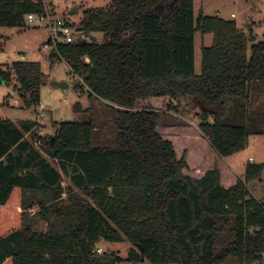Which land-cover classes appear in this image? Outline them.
I'll list each match as a JSON object with an SVG mask.
<instances>
[{
    "label": "trees",
    "instance_id": "1",
    "mask_svg": "<svg viewBox=\"0 0 264 264\" xmlns=\"http://www.w3.org/2000/svg\"><path fill=\"white\" fill-rule=\"evenodd\" d=\"M194 2L113 0L105 8H87L82 31L104 32L105 41L60 43L51 52L52 60L69 63L90 97L113 109L115 146L93 144L91 120L61 121L57 134L42 138L33 132L35 120L0 118V264L263 260L264 202L248 183L261 177L264 163L249 162L245 179L226 187L218 166L200 178L185 174V158L158 132L162 114L179 112L184 101L220 157L245 149L251 135L264 134V113L251 108L252 90L264 82V38L255 42L236 20L220 15L196 18ZM45 10L43 0H0V27H24L27 14ZM197 31L214 36L202 50L200 74ZM13 77L25 105L39 104L40 63L0 67V83ZM36 140L42 141L39 147ZM64 190L68 202L61 199ZM36 218L49 228L35 230ZM226 230L234 241L217 252ZM124 238L134 246L127 259L98 253L100 240Z\"/></svg>",
    "mask_w": 264,
    "mask_h": 264
},
{
    "label": "rangeland",
    "instance_id": "2",
    "mask_svg": "<svg viewBox=\"0 0 264 264\" xmlns=\"http://www.w3.org/2000/svg\"><path fill=\"white\" fill-rule=\"evenodd\" d=\"M47 7L55 14L66 18L75 29L80 27L84 10L87 8H102L111 5L113 0H43ZM203 6V11H202ZM77 10V12H76ZM195 17L201 13L208 16L219 14L228 20H236L250 37H255V42L264 38V0H195ZM233 13L236 17H232ZM246 19L243 23L241 20ZM77 39L97 42L105 41V33L100 31L91 34L79 31L75 33ZM0 67L8 69L14 62L27 61L38 62L41 65L44 83L40 90V102L36 106L27 107L24 99L20 96L17 81L13 77L9 84L0 83V118L14 119L15 116L35 120L38 113H44L40 120L43 129L42 138L57 134L61 121L91 120L96 129L93 144L96 146H115L117 144L118 129L115 122L113 109L105 101L92 98L82 87L79 86L80 79L71 73V67L65 60H52L50 58L52 47L45 46L49 39V32L41 26L27 24L24 27H0ZM212 33L197 31L195 35V70L201 73L202 50L213 43ZM254 41H250L249 50ZM55 82L68 83V88L55 86ZM85 88V87H84ZM79 89H81L79 95ZM252 110L264 113V82H259L251 93ZM79 104L82 111L76 110ZM178 111L166 110L161 116L158 132L173 143L179 159L185 158L187 166L183 169L185 174L200 178L207 169L218 166L221 176L225 175L224 186H231L238 179H245V165L249 163L248 158L253 156L255 163H264V134L251 135L247 146L240 152L221 161L210 159L218 153L212 147L210 141L201 133L198 120L187 112V106L181 101ZM169 112H173L169 114ZM207 157L204 159L201 156ZM216 156V157H217ZM219 157V156H218ZM219 159V158H218ZM57 163V161H56ZM55 163V164H56ZM226 168H225V167ZM230 171L229 173L222 170ZM229 174V175H228ZM230 177V179H229ZM69 179L63 174V187H67ZM248 187L252 194L264 202V171L260 178L249 181ZM62 200L68 202V192L64 190ZM38 207L31 208L32 217H36ZM32 222V221H31ZM34 229L45 231L49 228L47 221L38 218L32 222ZM235 234L230 231H222L216 244L217 252L227 247L234 241ZM133 244L126 238L120 242L100 240L96 248L99 254L113 253L123 259H127ZM138 253L141 251L136 249ZM118 264H132L124 260ZM137 264H151L143 260ZM177 264V263H172ZM224 264H264V258L257 262H242L236 257H229Z\"/></svg>",
    "mask_w": 264,
    "mask_h": 264
},
{
    "label": "built area",
    "instance_id": "3",
    "mask_svg": "<svg viewBox=\"0 0 264 264\" xmlns=\"http://www.w3.org/2000/svg\"><path fill=\"white\" fill-rule=\"evenodd\" d=\"M26 24L33 25V26H41L45 28L49 32V39L46 42L45 46L47 48L52 47V49H55L58 44L64 43V44H71L78 42L81 38L79 37L77 39L76 32L79 33L78 29H75L73 25L64 17L55 14L52 10H50L47 7L46 4V10L42 13H29L25 17ZM78 28V27H77ZM1 39V35H0ZM86 62H90V59L88 57L85 58ZM82 81V79H81ZM86 89V87H85ZM81 89H79V95ZM44 113H38V116L36 118V124L33 127V132L36 134L41 135L42 129H41V122L40 120L43 118ZM30 137L29 134H26ZM41 140H36L35 144L40 145ZM254 159L250 158L249 162H253Z\"/></svg>",
    "mask_w": 264,
    "mask_h": 264
},
{
    "label": "crops",
    "instance_id": "4",
    "mask_svg": "<svg viewBox=\"0 0 264 264\" xmlns=\"http://www.w3.org/2000/svg\"><path fill=\"white\" fill-rule=\"evenodd\" d=\"M202 11H203V6H202ZM217 15H219V14H217ZM232 17H236V15L233 13V16H232ZM223 18H224V17H223ZM241 22L245 23V22H246V19L241 20ZM237 23H238V22H237ZM238 25H239L240 28H242V27L240 26L239 23H238ZM86 92H87V91H86ZM87 93H88V92H87ZM80 95H82V94H80ZM171 113H173V112H169V114H171ZM5 119H10V118H5ZM24 119H30V118H22V117H19V116H15V118H14L13 120H14V121H19V120H24ZM10 120H12V119H10ZM32 120H33V119H32ZM35 121H36V119H35ZM42 126H44V125H42ZM58 129H59V128H58ZM41 132L44 133V132H43V129H42ZM26 137L29 138V136H27V135H26ZM35 146H36V147H39V145H36V144H35ZM233 155H234V154H233ZM200 156H201V155H200ZM216 156H217V155L214 153V154L212 155V157H210L209 160H211V159H215V158H216L217 161H219V160L221 161L222 159L224 160V159L226 158V157H225V158H222V157H220L219 155H218L219 157H218V156L216 157ZM231 156H232V155H231ZM231 156H228V158L231 157ZM201 157L204 159V161L207 159V157H205V158H204V156H201ZM218 158H219V159H218ZM250 158H253V159H254L253 162H255V158H254L253 156H250V157L248 158V161L250 160ZM247 164H248V163H247ZM247 164H246V165H247ZM246 165H245V168H246ZM224 167H225V166H224ZM211 168H213V166H212ZM225 168H226V167H225ZM209 169H210V168H209ZM207 170H208V169H207ZM207 170H206V171H207ZM223 171L226 172V173H227V172H228V173L230 172V171H227L226 169H225V170H222V173H223ZM228 175H229V174H228ZM224 176H225V175H223V177H222V183L224 182V180H226ZM229 179H230V177H229ZM226 187H228V186H226Z\"/></svg>",
    "mask_w": 264,
    "mask_h": 264
},
{
    "label": "water",
    "instance_id": "5",
    "mask_svg": "<svg viewBox=\"0 0 264 264\" xmlns=\"http://www.w3.org/2000/svg\"><path fill=\"white\" fill-rule=\"evenodd\" d=\"M76 12H77V10H76ZM78 30L82 31V28L78 27ZM54 85L61 87V88H68L69 87L68 83H65V82H55Z\"/></svg>",
    "mask_w": 264,
    "mask_h": 264
}]
</instances>
